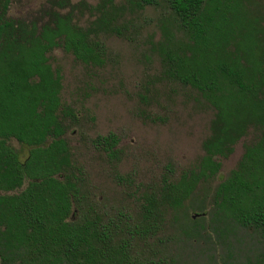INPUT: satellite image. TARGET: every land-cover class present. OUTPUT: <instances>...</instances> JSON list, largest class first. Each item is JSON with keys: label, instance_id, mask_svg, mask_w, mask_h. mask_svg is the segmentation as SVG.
<instances>
[{"label": "trees", "instance_id": "16d2710c", "mask_svg": "<svg viewBox=\"0 0 264 264\" xmlns=\"http://www.w3.org/2000/svg\"><path fill=\"white\" fill-rule=\"evenodd\" d=\"M165 3L181 38L165 32L159 44L164 70L196 90L215 116L198 171L183 176L162 205L181 206L200 180L219 173L217 158L228 157L256 128L261 139L217 186L213 203L216 219L264 235V0ZM10 6L11 0H0V264H139L127 246L114 243L109 226L73 212L79 190L59 112L73 113L61 105V76L48 57L62 48L82 64L102 67L101 36L120 33L123 10L113 0L78 8L69 0H50L39 20L25 21L10 17ZM74 9L95 19L81 26ZM11 141L29 150L23 161ZM117 143L114 136L96 141L111 154ZM159 204L148 201L140 234L159 231Z\"/></svg>", "mask_w": 264, "mask_h": 264}, {"label": "rangeland", "instance_id": "374dc122", "mask_svg": "<svg viewBox=\"0 0 264 264\" xmlns=\"http://www.w3.org/2000/svg\"><path fill=\"white\" fill-rule=\"evenodd\" d=\"M69 1L78 8L105 0ZM49 2L11 0L9 16L37 21ZM113 5L123 10L117 21L122 29L101 36L102 67L82 64L62 48L48 56L61 76V105L73 113L59 112L79 190L73 212L109 226L116 234L114 243L127 246L139 264H264L262 232L216 219L213 203L217 186L236 169L246 149L259 142L261 130L249 128L228 157L217 158L219 173L200 180L181 206L162 205L183 176L198 171L215 111L196 90L164 70L159 44L165 32L181 38L165 0L149 5L113 0ZM73 11L81 26L95 19L87 11ZM108 136L118 141L112 154L96 145ZM10 144L23 161L29 150ZM151 199L160 203V229L145 236L140 222Z\"/></svg>", "mask_w": 264, "mask_h": 264}]
</instances>
